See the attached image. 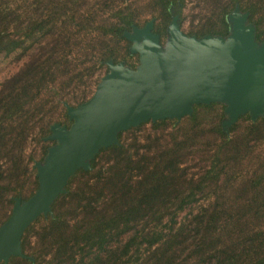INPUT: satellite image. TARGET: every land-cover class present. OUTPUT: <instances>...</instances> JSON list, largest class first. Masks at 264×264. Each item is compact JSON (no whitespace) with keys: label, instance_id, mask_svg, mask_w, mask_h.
<instances>
[{"label":"trees","instance_id":"16d2710c","mask_svg":"<svg viewBox=\"0 0 264 264\" xmlns=\"http://www.w3.org/2000/svg\"><path fill=\"white\" fill-rule=\"evenodd\" d=\"M235 8L264 42V0H0V226L37 189L32 166L65 107L91 97L107 62L135 67L132 26L153 20L161 40L176 16L187 37L226 38ZM223 109L118 132L6 264H264V118L222 129Z\"/></svg>","mask_w":264,"mask_h":264},{"label":"water","instance_id":"95a60500","mask_svg":"<svg viewBox=\"0 0 264 264\" xmlns=\"http://www.w3.org/2000/svg\"><path fill=\"white\" fill-rule=\"evenodd\" d=\"M227 20L226 38L196 39L181 33L173 16L163 49L152 32L153 20L124 34L131 43L129 53L137 55L139 70L134 73L121 63L107 62L108 72L91 97L74 108L65 107L69 128L49 127L43 141H55L58 147H49L42 164H34L37 189L26 201L15 199L0 226V264L23 257L19 241L27 226L50 212L68 178L78 169L88 170L94 152L115 144L118 132L147 121L179 120L199 104L224 105L227 119L222 129L240 115L247 114L251 121L264 118V42L254 50L253 28L236 8Z\"/></svg>","mask_w":264,"mask_h":264},{"label":"rangeland","instance_id":"374dc122","mask_svg":"<svg viewBox=\"0 0 264 264\" xmlns=\"http://www.w3.org/2000/svg\"><path fill=\"white\" fill-rule=\"evenodd\" d=\"M167 39H168V36H167V34H166V36L164 37V39H159V46H160V48L161 49H163L164 48V46H165V44H166V42H167ZM258 44H256L255 46H254V50H256L257 48H258ZM133 55V54H132ZM130 62L131 63H133L134 65H135V67L134 68H129V67H127V66H125V65H123V67L124 68H126V69H128V70H130V71H132V72H137L138 70H139V68H140V63L137 61V63H135L134 62V59H131L130 60ZM13 69V67L12 68H7V70H12ZM108 72V71H107ZM1 75H4L3 73L2 74H0V77H1ZM220 105H223V104H220ZM224 106V105H223ZM245 115V114H244ZM240 116H242V115H240ZM239 116V117H240ZM225 119H227V116H225L224 115V119L222 120V122L225 120ZM238 119V118H237ZM221 122V123H222ZM70 124H71V121H69L68 119H67V125H60V124H58L60 127H64V128H66V129H68L69 128V126H70ZM221 128H222V126H221ZM51 147H54V148H57L58 147V143L57 142H53V144H52V146ZM262 149H264V147H262ZM196 161H198V158L197 159H195V161L194 162H196ZM35 164V163H34ZM34 164H33V166H32V168L34 167ZM40 164H42V162L40 163ZM231 191L232 190H234V189H230ZM27 191H28V188H27ZM27 192H25V194H26ZM196 211V208L194 207V208H191L190 209V211H187V210H185V211H183L180 215H179V218H182L187 212H191V213H194ZM188 218H189V216H187Z\"/></svg>","mask_w":264,"mask_h":264}]
</instances>
